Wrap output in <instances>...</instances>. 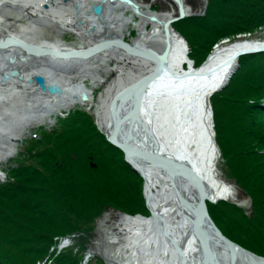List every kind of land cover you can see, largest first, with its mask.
I'll list each match as a JSON object with an SVG mask.
<instances>
[{"label":"bare ground","instance_id":"obj_1","mask_svg":"<svg viewBox=\"0 0 264 264\" xmlns=\"http://www.w3.org/2000/svg\"><path fill=\"white\" fill-rule=\"evenodd\" d=\"M131 1L136 4V8L119 0H0V7L3 4H16L24 18L22 22H9L0 13V40L11 37L17 43L0 46V75L13 67L24 77L23 80H17L13 76H0V130H7L0 132V160L14 154V143L32 127L30 123H46L52 113L58 112L56 110L75 103L92 108L101 131L110 128V116H113L116 106L115 99H111L112 95L123 85L148 71L152 62L135 54L132 55L136 58L131 57L129 51L119 44H108L83 56L93 58L91 61L60 53L70 49L83 50L108 40H119L131 49L147 54L162 50L166 40L161 21L175 12L174 2L169 0L168 7L154 11L155 9L150 8V3L145 2L144 5L138 0ZM96 4L97 12H94ZM113 5L131 11L126 17L120 15V24L118 20H108L106 8ZM183 6L190 11L185 4ZM134 14L138 20L134 18ZM36 21H47L61 30L71 29L84 44L72 46L64 43L58 37V32L51 37L41 36L33 30L32 23ZM131 21L137 27L138 34L132 36L130 41H124L121 24ZM167 38V50L158 58V72L123 104L124 129L141 146L157 154L174 155L188 162L201 180L203 190L214 202L219 197L237 201L234 183L216 173L218 150L213 141L208 97L214 89L227 81L234 67V53L241 48L264 44V34L261 37H238L215 44L201 64L193 68L194 71H190L193 66H187L184 40L172 30ZM20 45L36 51L46 49L49 52L31 54L25 52ZM107 57L128 60L130 64L116 65V77L93 97L91 88L83 81L85 78H89L92 83L100 81L94 69L103 67L105 70V66L98 62ZM184 63L186 66L183 67ZM128 68L130 69L127 70ZM186 69L188 73H185ZM34 73H40L46 81L57 84L60 92H40L34 82L25 80ZM135 102L138 103L140 117L131 125L127 115L130 111L134 113ZM135 168L143 176L147 205L160 215L164 234L163 229L158 226L159 222L154 226L151 216L147 218L141 214L126 215L115 211L107 221L105 212L98 219L96 250L105 257L107 264H116L112 247L116 248L115 251L124 264H136V257H128V254L137 245L138 250L171 253L168 238H173L178 247L179 242L186 247L190 242V219L195 216L185 206L193 201L190 185L183 179L166 173L163 168L145 162L135 164ZM145 226L152 230L144 231ZM163 242L166 246H163Z\"/></svg>","mask_w":264,"mask_h":264},{"label":"trees","instance_id":"obj_2","mask_svg":"<svg viewBox=\"0 0 264 264\" xmlns=\"http://www.w3.org/2000/svg\"><path fill=\"white\" fill-rule=\"evenodd\" d=\"M171 26L197 66L222 38L261 37L264 0H207L203 13ZM236 62L208 103L219 169L250 200L249 211L221 199L205 200V206L224 236L264 256V50L240 54ZM34 131L36 137H25L13 164L2 170L0 264H40L49 258V264H104L88 250L94 221L106 208L147 215L141 176L81 108L55 115L51 126ZM61 237L70 243L53 255L50 249Z\"/></svg>","mask_w":264,"mask_h":264},{"label":"water","instance_id":"obj_3","mask_svg":"<svg viewBox=\"0 0 264 264\" xmlns=\"http://www.w3.org/2000/svg\"><path fill=\"white\" fill-rule=\"evenodd\" d=\"M110 1V0H109ZM125 2L129 6L136 8V4H134L131 0H119ZM175 4V12L166 17L163 21H161V27L163 29L165 35V44L162 50L157 51L156 53H144L142 51H138L136 49H131L124 42H120L119 40H108L106 43H99L96 46H90L83 50H75L70 49L65 52H62L63 56H86L91 54L98 48L104 47L108 44H119L120 47L129 51L130 54H135L147 58L152 62V67L146 71L145 73L140 74L134 80L126 83L117 91L114 92L111 99H115L116 106L113 111V116H110V128L105 131H100L104 135V138L118 147L123 153V160L140 176L141 173L136 170L135 164L140 162H145L152 166H157L163 168L166 173L173 175L175 177H179L183 179L187 184L190 185L193 195V201L188 206L195 214L192 219H190V242L188 243V247L179 242V247L176 243L173 242V238H168V242H170L171 247L169 248L171 253L169 252H158V251H147V250H138V245L131 248L129 250L128 257H136V264H264V256L256 255L251 251L241 247L240 245L234 243L226 236L224 233H221L219 229L214 225L212 220L210 219L206 206L205 200L210 202H214L208 194L203 190V186L201 180L197 176V174L192 170L188 162L180 160L179 157L174 155H164L157 154L155 151L150 150L149 148H145L141 146L138 141H133L129 132H126L124 129V118H123V104L128 97L135 95L138 93L145 85L149 82V80L156 75L158 72V58L164 54L168 47V33L170 30L178 34L171 27V22L183 18L185 16L190 15H198L203 13L205 8L206 0L202 4V11H187L183 6L182 0H172ZM99 4V2H98ZM98 4L94 6V12H97ZM76 6V4H75ZM44 7V6H43ZM152 17V16H151ZM133 24V22H130ZM179 35V34H178ZM180 36V35H179ZM181 37V36H180ZM182 38V37H181ZM183 39V38H182ZM234 40V39H233ZM232 41V40H231ZM11 44H17L13 38L7 37L4 40H0V46H8ZM21 47H24L20 45ZM24 51L31 54H45L48 53L49 50L41 49L34 50L31 48L24 47ZM264 50V44L256 45L254 47H245L237 50L234 53L235 62L234 68L237 65L236 56L243 53H251ZM154 53V54H153ZM187 66L191 65V60L186 57ZM195 67H190V71ZM188 70H185V73ZM230 72V73H231ZM229 73V75H230ZM9 76L15 77L17 80H23L24 77L20 74L16 68H9L7 73H1V78ZM228 75V76H229ZM27 82H34L40 92H45L48 94H56L60 92V87L52 82H48L44 79V76L40 73H34L31 77L28 76L25 78ZM226 83V82H225ZM224 83V84H225ZM224 84H222L217 89H214L212 92L220 89ZM130 99V98H129ZM127 99V100H129ZM264 105V101L260 104ZM138 103L135 102L133 105L134 113L130 111L127 115L128 123L132 125L134 120H138L140 117L139 107L137 109ZM138 111V113H137ZM139 115V116H138ZM212 124V123H211ZM128 130H131L129 127ZM140 140V139H139ZM140 142V141H139ZM90 166H93V163L89 162ZM143 177V176H142ZM144 180H142V197L144 199L145 208L148 211L147 217L151 216L153 222H159L158 226L163 229V222L160 221V217L157 213L153 212L147 205V198L143 191ZM238 188V187H237ZM239 190V188H238ZM242 192V191H241ZM243 193V192H242ZM218 197H216L217 199ZM218 199L226 200L225 198L219 197ZM236 206H239L246 212L250 206V200L247 198L245 201H233ZM127 215V214H126ZM139 215V214H134ZM146 217V216H145ZM115 252L116 264H124L118 254ZM244 252V253H241ZM249 254V255H248ZM253 255V256H251ZM101 256V255H100ZM102 258V257H101ZM103 262L107 264L102 258Z\"/></svg>","mask_w":264,"mask_h":264},{"label":"rangeland","instance_id":"obj_4","mask_svg":"<svg viewBox=\"0 0 264 264\" xmlns=\"http://www.w3.org/2000/svg\"><path fill=\"white\" fill-rule=\"evenodd\" d=\"M140 2H142L144 5L145 2L147 3H150V8H152V10L154 11H159V9H162V8H166L170 5L169 3V0H138ZM207 1V0H206ZM182 3L183 5L185 4L188 9L190 11H195V12H200L202 11V4L204 3V1H200V0H182ZM45 4H48V2H45ZM7 5V6H5ZM10 5V6H9ZM6 7V8H5ZM13 7V8H12ZM2 8V9H1ZM46 8V7H44ZM146 6L143 7V9H145ZM186 8V7H185ZM19 10V11H18ZM187 10V9H186ZM108 11V12H107ZM188 11V10H187ZM0 13L6 18L7 21L9 22H22L24 20V18L22 17V11L19 9L18 6H16V4H3L1 7H0ZM106 14L108 16V20L109 22H117V20L120 18V15L126 17L127 15H130L131 14V11H128V8H121L120 6H112V7H108L106 8ZM114 17V18H113ZM134 18L136 20H138V17L135 16L134 14ZM35 20H38V19H35ZM120 20H118V23L120 24L121 22H119ZM37 22V23H36ZM36 22H33L32 23V28L34 31L38 32L41 36H47V37H51L53 36L56 32H58V37L61 39V41H63L64 43H67V44H70L72 46H78L79 44L80 45H83L84 43L82 42L81 38H79L71 29L70 30H61L57 27H55L53 24H50L48 23L47 21L44 22V21H36ZM133 22V21H132ZM136 22V21H134ZM9 24H7L6 26L8 27ZM37 26V27H36ZM121 27H122V33H123V36H124V41H130L131 38L137 36L138 34V31H137V27L134 26V23L131 24V23H126L124 25L121 24ZM172 27V26H171ZM173 28V27H172ZM132 30V31H131ZM174 30V29H173ZM131 31V32H130ZM258 33H255L254 35H257ZM133 36V37H132ZM248 37V36H246ZM219 41V40H218ZM216 42V43H219V42ZM215 44V43H214ZM214 44L212 45V47L214 46ZM211 47V49H212ZM210 49V51H211ZM118 51V50H117ZM209 51V52H210ZM51 55V54H50ZM131 57H135V55H132L130 54ZM77 58L79 56H76ZM82 58L86 59V60H93V58H85L83 56H81ZM138 57V56H137ZM95 58V57H94ZM142 59V58H140ZM118 60V61H117ZM124 61V62H123ZM128 60H121V59H115V58H111V57H107V58H104L102 61H99L98 63L99 64H102L103 66H105V70L104 68H98L97 70L94 69V71L97 73L98 77H99V80L100 81H95V83H92L90 81L89 78H85L84 79V84L87 86V87H90L91 88V95L94 97V96H97L98 93L101 92V90H103L113 79L114 77H116V75L118 74V72L116 71V65H129L130 62H127ZM114 66V67H113ZM112 68V69H111ZM108 69V70H107ZM130 68H128L127 70H129ZM235 69V68H234ZM76 82H78L76 79L74 80ZM129 83V82H128ZM14 94V93H13ZM209 109H210V106L208 105ZM39 108H42V105H39ZM72 108H81L83 110H85L86 112H88L89 114H91L92 116V119H93V122L94 124L97 126L96 124V120H95V115L93 113V110L92 108H85L84 106H81L79 104H73V105H70L69 107L65 108V109H60V110H56L58 112L56 113H52L50 115V118H49V121L46 122V123H41V122H38V123H30L29 125H31L32 127L31 128H28L27 129V133L24 134L19 140L18 142H15V152L13 155L7 157L5 160H0V181H2L3 179H5L4 177V171L3 168L6 166V164L10 163V164H13V161L11 159L15 158L18 154V152L20 151V144H21V141L24 140L25 137H28V136H35L36 137V132L34 131L35 128L37 127H43V128H48L49 126H51L53 123H54V116L55 115H64L69 109H72ZM211 111V110H210ZM14 121V120H12ZM33 121L30 120L29 122ZM10 125V123H9ZM28 125V126H29ZM10 127V126H9ZM10 130V128H9ZM2 130H0L1 132ZM7 130H3L2 132H6ZM219 156L218 158L216 159V173L217 175H219L220 177L223 178L222 176V173L219 169ZM224 179V178H223ZM237 188V187H236ZM247 199V196L244 195L241 191L238 190L237 188V201H245ZM228 201H231V200H228ZM235 201V202H237ZM115 211H118L122 214H127L125 212H122V211H119L117 209H112V208H106V209H103L100 213V217L104 216L105 212H107V215H106V220H110V217H112L114 214L113 212ZM246 211H249L246 210ZM112 214V215H111ZM134 214H140V213H134ZM134 214H127V215H134ZM99 216H98V219H99ZM143 216H146L147 215H143ZM160 217V215H158ZM148 218V217H147ZM98 219L96 218L95 221H94V228H93V234H92V237L89 241V252L94 254V255H97L101 261L103 262L102 258L104 259L105 262H107V260L105 259V257L99 252L96 250V243H97V240H98V236H99V231H98ZM160 221H161V218H159ZM154 226H157L156 223H154ZM146 227V226H145ZM151 228H149L148 226L146 227V231L147 230H150ZM152 230V229H151ZM123 235V233H122ZM67 238V241L66 242H63L64 244L65 243H70L69 241V238L68 237H65ZM154 242H157L156 240H153ZM67 244V245H68ZM66 246V245H65ZM163 246H166V243L163 242ZM64 246H61V244H59L58 246L56 245V247L52 248L50 250H52V254L55 255L58 250L60 248H62ZM112 247V246H111ZM116 248L115 247H112V250L114 251ZM96 250V251H95ZM110 250V249H109ZM108 250V251H109ZM117 250H120V249H117ZM90 253H86L83 260H85L88 255H90ZM253 253V252H252ZM255 254V253H254ZM101 255V256H100ZM257 255V254H256ZM102 257V258H101ZM50 260V258H49ZM49 260L46 261V262H40V264H49ZM104 263V262H103ZM108 263V262H107ZM105 264V263H104Z\"/></svg>","mask_w":264,"mask_h":264}]
</instances>
